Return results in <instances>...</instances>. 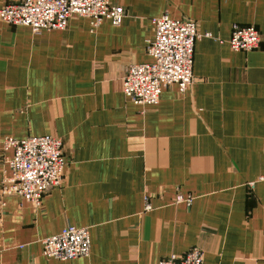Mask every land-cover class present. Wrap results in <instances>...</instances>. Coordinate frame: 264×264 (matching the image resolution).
Returning <instances> with one entry per match:
<instances>
[{
	"label": "crops",
	"instance_id": "obj_1",
	"mask_svg": "<svg viewBox=\"0 0 264 264\" xmlns=\"http://www.w3.org/2000/svg\"><path fill=\"white\" fill-rule=\"evenodd\" d=\"M111 1L119 26L74 16L35 34L0 21V190L7 137H60L67 161L40 204L0 191V264H159L192 249L205 264H264V41L228 44L234 24L264 36V0ZM163 14L213 38L197 42L185 94L173 85L157 106L135 105L123 81L152 61ZM178 194L192 205H175ZM67 226L90 228V256L46 258L43 240Z\"/></svg>",
	"mask_w": 264,
	"mask_h": 264
},
{
	"label": "built area",
	"instance_id": "obj_2",
	"mask_svg": "<svg viewBox=\"0 0 264 264\" xmlns=\"http://www.w3.org/2000/svg\"><path fill=\"white\" fill-rule=\"evenodd\" d=\"M74 16L88 19L92 30H96L105 21L121 25L125 11L111 0H24L0 8V21L11 26H27L35 34L64 31ZM153 26L154 35L146 48L152 61L130 65L123 81L124 93L139 106H157L163 90L173 85L180 94H185L194 83L195 46L198 41L213 38L211 33L199 32L196 22L176 20L168 14L155 18ZM263 41L257 27L234 24L228 44L235 52H251L259 49ZM63 147L62 138L49 134L24 140L5 138L2 151H10L12 156L6 158L9 174L4 177L1 193L40 204L49 190L64 180L67 161ZM193 200L192 195L178 194L174 204L191 206ZM145 202L146 211L152 210L149 197ZM42 243L46 258L60 261L87 258L91 254L90 228L67 226ZM159 264H205V256L201 250L192 249Z\"/></svg>",
	"mask_w": 264,
	"mask_h": 264
}]
</instances>
